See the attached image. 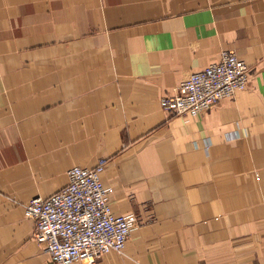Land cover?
Listing matches in <instances>:
<instances>
[{"label":"crops","instance_id":"1","mask_svg":"<svg viewBox=\"0 0 264 264\" xmlns=\"http://www.w3.org/2000/svg\"><path fill=\"white\" fill-rule=\"evenodd\" d=\"M225 51L248 88L169 115ZM101 159L145 223L96 264H264V0H0V264H54L25 206Z\"/></svg>","mask_w":264,"mask_h":264},{"label":"built area","instance_id":"2","mask_svg":"<svg viewBox=\"0 0 264 264\" xmlns=\"http://www.w3.org/2000/svg\"><path fill=\"white\" fill-rule=\"evenodd\" d=\"M250 67L235 52L192 72L171 94L161 98L171 116L195 117L249 86ZM106 160L95 167L75 166L69 182L49 197H35L25 215L35 222L34 237L54 264H96L103 256L123 252L129 237L145 220L136 213L112 209L113 189L102 180Z\"/></svg>","mask_w":264,"mask_h":264}]
</instances>
